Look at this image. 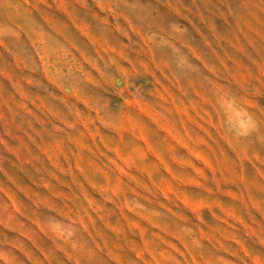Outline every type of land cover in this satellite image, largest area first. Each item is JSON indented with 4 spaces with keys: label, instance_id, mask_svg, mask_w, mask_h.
Listing matches in <instances>:
<instances>
[{
    "label": "rangeland",
    "instance_id": "1",
    "mask_svg": "<svg viewBox=\"0 0 264 264\" xmlns=\"http://www.w3.org/2000/svg\"><path fill=\"white\" fill-rule=\"evenodd\" d=\"M0 264H264V0H0Z\"/></svg>",
    "mask_w": 264,
    "mask_h": 264
}]
</instances>
